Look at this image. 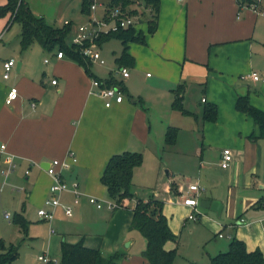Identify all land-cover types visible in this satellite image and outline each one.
<instances>
[{
  "label": "crops",
  "instance_id": "crops-1",
  "mask_svg": "<svg viewBox=\"0 0 264 264\" xmlns=\"http://www.w3.org/2000/svg\"><path fill=\"white\" fill-rule=\"evenodd\" d=\"M159 1L155 33L147 32L149 19L146 20L145 12H149L151 18V9L142 11V21H146L138 28L144 32L146 43L129 44V53L134 57L135 64L127 67L130 71L128 78H122L118 73L117 59L122 54L121 50L115 56L117 67L105 74H97V68L93 66L100 64L91 61V72L95 76L108 79L114 75L123 81L125 99L122 103H113L111 107H106L105 101L93 92L94 78L84 66L66 54L58 58V51H48L52 59L43 60L45 49L41 45H31L23 50L20 42L9 49L5 46L0 49V143L7 145V152L0 155V203L2 205L10 197L15 198L16 193L11 190H22L26 192L24 198L29 207H42L52 184V177L47 172L49 162L63 160L69 152L75 154L77 162L64 174L68 182L79 183L83 193L80 202L83 197H101L102 190L106 188L101 183V177L109 159L125 151H144L154 144L158 135L160 138L165 136L171 127L156 123L155 128L152 108L146 103L153 108L172 109L171 97L180 85L186 101L192 86L205 84L201 101L204 107L207 104L216 105L218 118L215 122L204 121L203 111L200 116L195 114L197 121L201 118L205 124V130L202 145L196 148L200 157V182L190 184L199 183L203 200H218L223 204L222 213L218 215L224 216L223 221L203 214L206 220L231 230L228 237L244 241L249 252L261 250L264 254V139L259 138L260 129L254 120L236 108L238 98L248 94L250 103L264 111V81L247 80L248 86L254 84V91L238 83L240 90L235 92L223 83L224 78L234 75L232 86L238 75L241 78L242 75L258 72L252 67L256 53L260 54L259 46L264 48L262 15L246 8V4L240 5L241 0ZM99 54L101 57V52ZM262 57L264 65V53ZM9 59L16 62L20 59L21 67L19 71L18 62L9 79H5L3 64ZM146 62L155 68L157 80L149 86L144 84L139 87L135 72L145 67ZM258 73L264 78V68L261 67ZM147 76L150 77V73ZM54 79L56 84L52 83ZM214 83L220 85L218 91L212 86ZM175 85L178 87L174 88ZM12 87H17L19 97L12 104H7ZM145 90H153L156 98L164 96L168 100L165 98L163 103L154 100L150 103L147 97L145 101V98L142 99ZM226 148L231 149L233 162L225 169L220 161ZM8 156L14 158L17 166L5 177L2 170L9 167ZM170 181L166 187L174 198L167 201H180L182 209L191 211L182 203L183 188ZM153 197L166 204V200L159 195L154 194ZM72 199L71 193L62 195L63 204L72 205ZM147 200L144 198V201ZM126 204L129 209L113 210L99 220L102 225L95 223L103 226L97 233L79 231L70 234L67 231L71 229L68 228L63 237L64 233H57L51 227L41 255L58 260L56 255L61 252L64 241L75 244L81 240L86 247L98 249L105 255L122 253L121 247L125 243L128 247L134 244V239L129 240V232L134 231L130 230V224L135 205L131 206L130 201ZM163 213L168 219L165 210ZM73 217L74 212L68 217L63 207H59L51 221L40 219L52 223ZM81 221L76 223L80 225ZM188 221L186 218L184 225ZM220 235V239L225 237ZM169 243L165 247L172 250ZM122 264L130 263L124 259Z\"/></svg>",
  "mask_w": 264,
  "mask_h": 264
},
{
  "label": "rangeland",
  "instance_id": "rangeland-1",
  "mask_svg": "<svg viewBox=\"0 0 264 264\" xmlns=\"http://www.w3.org/2000/svg\"><path fill=\"white\" fill-rule=\"evenodd\" d=\"M88 1L90 3V10L89 13H85L82 10L83 0H25L31 12L36 17L43 18L47 24L60 28L69 24V27H71V31L67 36V42L69 44L73 42V39L78 34L85 31L86 27L90 24L91 18H102L112 2V0ZM133 1L135 2L133 8H138L141 13L147 11L146 2L144 0ZM95 2L96 8L91 9V5ZM5 4L6 1L0 0V6ZM148 14L149 12H145L146 20L147 18L150 19ZM243 14L244 13H242V15ZM140 18H142V16H140ZM9 20L10 14L0 17V34L3 32L0 49L4 46L5 49H9L21 41L22 24L19 21ZM260 20L264 21V16H260ZM145 21H141L140 23L144 24ZM115 27L116 23L111 21L104 27V30L109 31ZM32 45H34L33 47H40L37 41L33 42ZM259 47L261 49L260 54L258 52L256 53V56H258H255V64L252 67L258 72L261 67L264 68L262 64L264 48H261V46ZM97 50L101 52V59L105 61V64L103 65L96 62L101 66L94 64L93 67L97 68V74H105L109 72L110 69L117 67L115 56H117L120 50L122 53L123 44L119 39H111L104 42ZM43 51V60L45 58L47 61L51 60L52 54L46 50ZM19 61L20 59H17V63ZM198 66L199 68L201 67V65ZM147 73H150V77L147 76ZM135 74L137 76L136 84L139 87L144 86V84L145 86H149L157 80L155 68L147 62L145 67L142 66L141 69L136 70ZM233 76H227V78L223 80V83L230 86L229 89L232 92L240 90L237 86L238 83H242L248 90H255L254 84L248 86L247 80H241L239 75L231 86L230 84L233 81ZM205 86L204 84L203 86L194 85L191 87L186 101L183 99V107L186 110L185 113L173 107L172 103L175 100V95L171 97L172 109L163 108L161 106L153 108L151 104L146 103L147 107L152 108L154 127L156 128L157 123L158 126L163 124L162 126L176 128L178 130L177 141L175 144L169 145L166 143V135L162 136V138L158 135L154 144H150L149 148L144 149V151H142V149L137 150L142 154L143 162L137 169L135 168L136 171L134 170L135 174L132 180L131 191L135 194V198L130 200V205H136V200L138 199H150L154 194L166 200L163 210L167 213L168 224L171 231L177 236L176 241H170L169 243V248L173 249L176 247L175 249L177 252L173 264H210L211 257L229 249L230 242L235 238L234 236L232 239L228 237V235L232 233L231 230L210 222L203 216H199V219L196 221H190L188 219L189 221L184 225L185 219L191 212L182 209L180 201H167L170 198H174L173 193H170L166 187V185L171 182L170 180H173L172 182L179 184L183 188V195H187L190 183L200 182L198 179L201 174L200 157L196 154V148L200 147L204 140L203 134L205 124L203 125L201 118L197 121L195 114L200 116L203 111L205 104L201 99L204 96L202 89ZM212 86L215 87L216 91L219 90L220 85H217V83L212 84ZM177 87L178 85L174 86V88ZM148 88L149 87H146V89ZM144 94H146V97ZM147 97H149V99ZM144 98L145 101L148 99V102L151 100L150 103H153V100L163 103L166 97L162 96L156 98L153 94V90H145L142 94V99ZM166 100L168 99L166 98ZM73 182L74 181L69 183ZM200 184L201 187H203V184ZM11 191L12 193H16L15 198L10 197L2 205L0 203V239L7 245L13 244L19 248V255L8 264H44L39 261L38 258L45 251V246L49 238V229L51 227L54 228L57 233H64L68 228L71 229V231H67L70 234L79 231L97 233L103 226L100 227V224L96 225L95 223L98 222L102 225V221L99 220L104 216L107 217L113 212V210H109L107 207L99 210L94 204L90 203L88 198L83 197L80 204L73 206L74 217L72 219L67 220V218H63L61 220H55L52 223L45 222L40 219L38 209L31 206L29 207L25 202V191ZM102 192L101 197H93L100 198L103 202L112 200L107 188L102 190ZM202 192L203 191L200 190L196 195L200 203L204 198L203 195H200ZM19 196L22 198L20 199ZM199 211L203 214L212 216L216 220H224V216L219 217L216 212L203 208L201 205ZM18 218L26 221L28 225L27 231L20 228V225L17 223ZM78 220H82V224H77L76 222H78ZM220 234H223L225 237L220 239L218 237ZM65 236L64 233L63 237ZM129 237V240L134 239V244L128 247L125 243L121 247V254L124 255L122 261L127 259L130 264H150L142 254L146 248V239L143 235L139 231L134 230L129 232ZM56 258L60 260L61 252L56 255Z\"/></svg>",
  "mask_w": 264,
  "mask_h": 264
},
{
  "label": "trees",
  "instance_id": "trees-1",
  "mask_svg": "<svg viewBox=\"0 0 264 264\" xmlns=\"http://www.w3.org/2000/svg\"><path fill=\"white\" fill-rule=\"evenodd\" d=\"M146 7L150 8L151 18L148 20V30L150 34L155 33L158 27V15L160 11L159 0H144ZM255 0H241L240 5L252 4ZM88 0H83V12L89 13L90 5ZM133 0H112L109 8L121 6L125 11L129 9V15H139L138 8H133ZM10 14V20L19 21L22 24L21 48H29L33 42L37 41L46 51L63 52L72 60L84 66L85 71L92 78L99 80L105 87H120L125 93L123 81L111 75L108 79H101L91 72L92 62L82 54L81 45L67 42V36L71 31L69 24L60 28L53 27L46 23L41 17H36L29 8L25 0H6V4L0 6V17ZM143 15V13H142ZM9 20V21H10ZM9 24V22H8ZM144 32L137 27L126 29L119 28L108 33H103L96 43L100 47L104 42L111 39H119L123 44L121 56L117 59L119 69L122 67H133L134 57L129 53V44L136 42L146 43ZM89 45V42H86ZM175 100L173 107L183 113V87L180 85L174 90ZM236 108L247 116L251 117L260 129L259 138L264 139V111L250 103L249 95L240 96L236 103ZM218 118V108L214 104H207L203 110V120L215 122ZM178 130L170 127L166 134V143L173 145L177 141ZM143 162L140 152L125 151L113 155L105 168L101 177V183L107 188L110 197L117 203L115 210L129 209L127 201L135 198L131 191L132 180L135 168ZM174 188L173 186H171ZM127 200V201H126ZM164 202L151 197L148 201L138 199L132 209L133 217L130 230L139 231L146 239V248L143 251L144 258L150 264H173L176 256V249L167 250L166 244L176 241L177 236L171 231L168 219L163 213ZM17 223L20 228L27 231L28 225L24 219L18 218ZM19 248L13 244L7 245L0 239V264H8L19 255ZM124 255L115 252L110 255L103 254L98 249L86 247L81 240L71 244L63 242L61 247V258L58 264H122ZM210 264H264V254L261 250L249 252L244 241L233 238L229 249L218 255L211 257Z\"/></svg>",
  "mask_w": 264,
  "mask_h": 264
},
{
  "label": "built area",
  "instance_id": "built-area-1",
  "mask_svg": "<svg viewBox=\"0 0 264 264\" xmlns=\"http://www.w3.org/2000/svg\"><path fill=\"white\" fill-rule=\"evenodd\" d=\"M246 8L252 9L256 14L264 16V0H255L250 5H245ZM96 8V2L91 5V9ZM147 8V7H146ZM129 9L126 11L121 7H113L108 8L102 18H91L90 24L86 27L85 31L78 34L74 39L73 43L77 45H81V52L83 55L88 57L92 62H99L100 64H105V61L101 59L98 44L96 43L97 39L103 33H108L109 31H113L119 28H129V27H137L140 22L143 20L140 18L142 13L139 15H129L127 14ZM111 21L116 23V27L110 29L109 31H105L104 27L110 23ZM86 42H89V45H86ZM64 56L63 52H58L57 57L62 58ZM17 62L15 59H9L4 62V78L9 79L11 72L16 67ZM118 73L122 76V78H128L130 75V71L127 67H122L118 70ZM241 80H251L254 82L264 81V78L258 72H252L250 74L242 75ZM53 84L57 83V80L52 81ZM92 86L94 89V93L97 94L105 101L106 107H111L113 103H122L125 99L124 92L120 87H105L103 83H101L97 79L92 80ZM19 97V92L17 87H12L8 93V97L6 100L7 104H12ZM35 106V104H33ZM7 152V145L0 143V155L5 154ZM8 169L2 170V174L5 177H8L17 164L14 161L13 157H7ZM77 162V158L73 152H69L67 157L63 160L54 159L49 162V167L47 169L48 174L52 177V184L49 189V196L45 199L42 207L38 209V215L42 220L51 221L55 217V211L59 207H63L65 211V215L68 217L73 216V206L77 205L80 202V197L83 195L80 190V185L78 182L69 183L65 178V171L71 170L73 164ZM233 162V153L231 149L226 148L222 153V158L220 161V165L223 168H228ZM29 173V170L26 171V174ZM201 190L199 184H190L188 186L187 195L182 196V203L191 209V213L188 215V219L192 221H196L199 219V216H202L203 213L199 211L200 201L196 196L197 193ZM65 193H71L73 196L72 205L63 204L62 195ZM90 203L94 204L97 209H102L103 207H107L109 210H115L117 207V203L113 200H109L103 202L95 197L90 196ZM222 237V235H220ZM39 261L44 264H58L59 261L55 259H51L47 255H40Z\"/></svg>",
  "mask_w": 264,
  "mask_h": 264
},
{
  "label": "water",
  "instance_id": "water-1",
  "mask_svg": "<svg viewBox=\"0 0 264 264\" xmlns=\"http://www.w3.org/2000/svg\"><path fill=\"white\" fill-rule=\"evenodd\" d=\"M21 63H18V70L20 71ZM201 206L206 209H210L213 212H216L218 215L222 213L223 210V204L221 201L218 200H202L201 201Z\"/></svg>",
  "mask_w": 264,
  "mask_h": 264
}]
</instances>
